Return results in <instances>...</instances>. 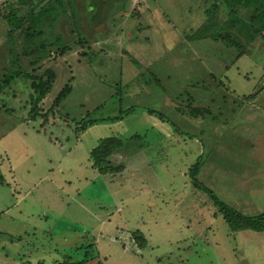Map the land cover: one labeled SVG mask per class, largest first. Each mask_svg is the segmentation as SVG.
Wrapping results in <instances>:
<instances>
[{
	"label": "rangeland",
	"instance_id": "1",
	"mask_svg": "<svg viewBox=\"0 0 264 264\" xmlns=\"http://www.w3.org/2000/svg\"><path fill=\"white\" fill-rule=\"evenodd\" d=\"M71 1L81 38L59 19L53 33L69 49L37 66L55 74L46 117L28 118V82L0 92V264H264V232H231L189 175L201 161L196 179L219 200L246 215L264 210V31L223 70L229 57L215 44L184 38L205 22L209 0ZM5 34L0 20V76ZM147 69L168 93L136 80ZM190 77L206 79L188 90L192 101L182 91ZM67 82L70 94L50 111ZM189 105L208 114L192 117ZM93 109L97 122L80 130ZM110 137L123 141L109 159L123 169L99 174L90 151Z\"/></svg>",
	"mask_w": 264,
	"mask_h": 264
},
{
	"label": "trees",
	"instance_id": "2",
	"mask_svg": "<svg viewBox=\"0 0 264 264\" xmlns=\"http://www.w3.org/2000/svg\"><path fill=\"white\" fill-rule=\"evenodd\" d=\"M67 11L73 14L69 16ZM203 13L206 16L205 22L184 38L194 43L198 48L208 49L205 41L210 45L215 44L218 54L229 57L223 70H228L240 57L245 55L249 45L263 39L264 0H209V5ZM61 18L70 19L72 33L79 40L82 32L79 30L76 11L71 0H8L0 6V20L4 21L6 25L5 36L8 43L6 53L9 56L7 61L9 67L3 68L0 76V92L8 88L15 79L28 82L30 90L27 101L29 105L28 118L32 120L36 117H44V114L40 113V104L55 81V74L49 69L41 75L37 74V66L50 54H63L69 49L63 36L60 33H53L55 23ZM46 31L50 32L46 33ZM22 60H26L30 65L29 70L20 64ZM132 62L137 68H140L137 61L132 60ZM147 70L148 75L140 73L136 80L144 88L149 90L160 88L162 92L168 93L165 91V85L159 81L158 74L151 73L150 69ZM212 76L206 77V79L216 80L218 78V76L214 78ZM187 80L184 79V82L187 81L189 88L182 91L187 93L186 99L192 101L194 98L189 91L199 84L203 87L205 80L197 77H190ZM70 91L71 85L67 82L53 98L49 110H54L70 94ZM249 96L254 97V94ZM136 107L137 105L127 106L117 115L107 116L100 120H117L123 113L125 115ZM146 112L151 114L154 111L147 109ZM92 113H95V109L86 112L85 117L80 120V130L84 129L87 124L97 122ZM206 113L208 114L207 109L191 108L189 105V115L192 117L204 116ZM160 117L165 120L162 114ZM122 146L123 141L120 138L110 137L100 140L99 145L90 151V159L99 174H115L122 171V166H113L109 161L113 152ZM201 165V161H198L189 170L191 184L208 196L230 231L264 232V210L254 215H246L219 200L211 189L196 179ZM3 182L4 178L0 173V184ZM132 235L138 248H143L145 246L143 235L137 231ZM59 264L70 263L65 261Z\"/></svg>",
	"mask_w": 264,
	"mask_h": 264
},
{
	"label": "crops",
	"instance_id": "3",
	"mask_svg": "<svg viewBox=\"0 0 264 264\" xmlns=\"http://www.w3.org/2000/svg\"><path fill=\"white\" fill-rule=\"evenodd\" d=\"M253 124H255V123H253ZM253 124L252 123H246V125H248V126H252ZM258 124L264 126V123H258ZM261 129H262V133H263V136H264V128H261Z\"/></svg>",
	"mask_w": 264,
	"mask_h": 264
}]
</instances>
